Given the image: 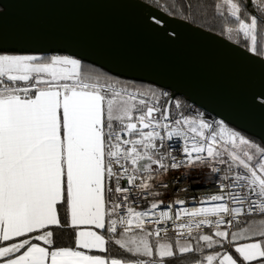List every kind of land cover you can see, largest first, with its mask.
Returning <instances> with one entry per match:
<instances>
[{
    "label": "snow or ice",
    "instance_id": "obj_1",
    "mask_svg": "<svg viewBox=\"0 0 264 264\" xmlns=\"http://www.w3.org/2000/svg\"><path fill=\"white\" fill-rule=\"evenodd\" d=\"M255 5L215 10L264 54ZM168 96L72 56L0 49V264H264V145ZM205 167L216 193L165 204ZM65 229L75 247L56 246Z\"/></svg>",
    "mask_w": 264,
    "mask_h": 264
},
{
    "label": "water",
    "instance_id": "obj_2",
    "mask_svg": "<svg viewBox=\"0 0 264 264\" xmlns=\"http://www.w3.org/2000/svg\"><path fill=\"white\" fill-rule=\"evenodd\" d=\"M0 49L155 83L264 144V56L144 0H0Z\"/></svg>",
    "mask_w": 264,
    "mask_h": 264
},
{
    "label": "trees",
    "instance_id": "obj_3",
    "mask_svg": "<svg viewBox=\"0 0 264 264\" xmlns=\"http://www.w3.org/2000/svg\"><path fill=\"white\" fill-rule=\"evenodd\" d=\"M144 1L160 8L161 10L165 11L166 13H168L172 16L182 18L184 20L191 22L194 25H197V26H200L204 29L222 34L226 38H228L229 40L247 48V45L244 42L242 37H237L235 34H233L232 37L229 38V35L223 31V25L220 22V20L218 19L217 13L215 10V5H216V3L219 2V0H144ZM244 2L247 4L249 2V0H244ZM251 3H252V11L255 14L259 15L258 10L256 9L255 0H251ZM0 9H2L1 6H0ZM20 54H38V55H41L43 57L58 55L56 53H20ZM59 55H65V54H59ZM257 55L264 56V54H257ZM72 57H74V56H72ZM74 58H77V57H74ZM77 59H79V58H77ZM81 61L85 64V66L92 68V69H95L98 72L106 73L109 76L114 77L116 79H119L126 84L135 85L136 87H142L144 89L150 88V89L154 90L157 94H159L161 91L165 92V89L163 87H161L155 83L140 81V80H136V79H130V78L120 76V75H115L112 72L108 71L107 69L102 68V67H100L94 63L88 62L86 60H81ZM168 99H169V97H168ZM176 100H179L181 102L182 110L185 112V114L191 115L188 111L190 101L187 100L186 98H184L183 96H177L173 100V102ZM162 103H163V101H162ZM172 110L175 113L176 110L174 107ZM229 125L236 128L235 126H233L231 124H229ZM236 129H238V128H236ZM238 130L241 131L242 133L248 135L252 139L256 140L260 144L264 145L263 142L259 138L255 137L253 135H250L243 130H240V129H238ZM58 211L60 213L62 223H66L67 219H68L66 207L64 205H60L58 207ZM257 219H259V218H257ZM55 239H56V246L57 247H60V246L75 247L74 231L72 229H65L64 231L57 230V234H56ZM109 248H110V251L113 255L117 254V251L113 248L112 245H109ZM93 253L102 254V253H99L96 251Z\"/></svg>",
    "mask_w": 264,
    "mask_h": 264
},
{
    "label": "built area",
    "instance_id": "obj_4",
    "mask_svg": "<svg viewBox=\"0 0 264 264\" xmlns=\"http://www.w3.org/2000/svg\"><path fill=\"white\" fill-rule=\"evenodd\" d=\"M165 92L169 94L168 97L171 96V90L165 89ZM188 111L191 115L202 113L205 119L209 122L223 121L226 126L229 125L220 117L214 115L213 113L209 112L208 110L194 102H190ZM178 175L179 173H173V177ZM213 175L214 174H212L207 167L204 168L203 172L193 171L191 173V178L181 181L177 188L173 189L170 186L169 190L166 193L162 191L161 198L164 200L165 204L177 198L185 199L190 201L188 206L192 207L194 206V204L191 202L193 197L202 199L217 192V188L212 183ZM218 182L219 181H217V183Z\"/></svg>",
    "mask_w": 264,
    "mask_h": 264
},
{
    "label": "rangeland",
    "instance_id": "obj_5",
    "mask_svg": "<svg viewBox=\"0 0 264 264\" xmlns=\"http://www.w3.org/2000/svg\"><path fill=\"white\" fill-rule=\"evenodd\" d=\"M227 126H228V127H230L231 129L235 130V131H238V132H240L242 135H244L246 138L250 139L252 142H255V143H258V144H260L259 142H257L256 140L252 139V138H251V137H249L248 135H246V134L242 133L241 131H239L238 129H236V128H234V127L230 126V125H227Z\"/></svg>",
    "mask_w": 264,
    "mask_h": 264
},
{
    "label": "crops",
    "instance_id": "obj_6",
    "mask_svg": "<svg viewBox=\"0 0 264 264\" xmlns=\"http://www.w3.org/2000/svg\"><path fill=\"white\" fill-rule=\"evenodd\" d=\"M4 243H5V242H0V246H3ZM93 252H95V251H93ZM93 252H92L91 254H96V253H93Z\"/></svg>",
    "mask_w": 264,
    "mask_h": 264
}]
</instances>
